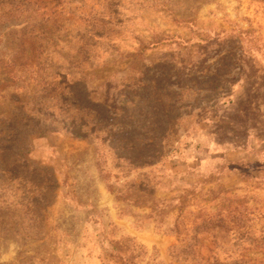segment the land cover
Listing matches in <instances>:
<instances>
[{
  "label": "rangeland",
  "instance_id": "obj_1",
  "mask_svg": "<svg viewBox=\"0 0 264 264\" xmlns=\"http://www.w3.org/2000/svg\"><path fill=\"white\" fill-rule=\"evenodd\" d=\"M0 264H264V0H0Z\"/></svg>",
  "mask_w": 264,
  "mask_h": 264
}]
</instances>
